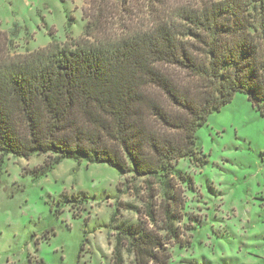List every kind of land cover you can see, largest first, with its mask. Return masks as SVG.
<instances>
[{"label": "trees", "instance_id": "obj_1", "mask_svg": "<svg viewBox=\"0 0 264 264\" xmlns=\"http://www.w3.org/2000/svg\"><path fill=\"white\" fill-rule=\"evenodd\" d=\"M144 4L135 26L100 35L97 16L82 38L23 54L0 32V184L8 155L46 156L35 182L65 159L143 178L155 230L139 219L115 225L112 264L123 252L133 264H170L169 247L189 246L204 219L189 211L193 182L176 164H205L196 133L235 94L264 116V0Z\"/></svg>", "mask_w": 264, "mask_h": 264}, {"label": "rangeland", "instance_id": "obj_2", "mask_svg": "<svg viewBox=\"0 0 264 264\" xmlns=\"http://www.w3.org/2000/svg\"><path fill=\"white\" fill-rule=\"evenodd\" d=\"M144 3L0 0V32L12 36L11 53L23 54L52 40L82 38L89 18L97 16L100 35L132 21L135 26ZM196 135L205 164L196 168L181 160L176 168L193 182V189H184L189 211L204 220L192 232L189 246L169 247L170 264H264V116L237 93ZM46 158L5 159L0 264H34L37 259L45 264H112L115 225L139 219L155 230L145 214L149 195L143 178L105 163L65 159L33 181L31 171ZM84 193L89 199L80 202ZM59 203L61 212L55 214ZM123 261L133 264V257L123 252Z\"/></svg>", "mask_w": 264, "mask_h": 264}]
</instances>
